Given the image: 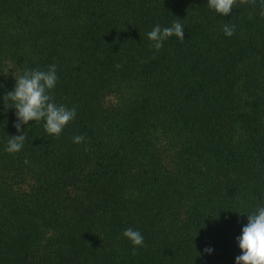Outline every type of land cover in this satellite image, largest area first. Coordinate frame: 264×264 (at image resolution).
I'll list each match as a JSON object with an SVG mask.
<instances>
[{
    "label": "trees",
    "instance_id": "16d2710c",
    "mask_svg": "<svg viewBox=\"0 0 264 264\" xmlns=\"http://www.w3.org/2000/svg\"><path fill=\"white\" fill-rule=\"evenodd\" d=\"M176 21L184 39L151 47ZM51 65L76 116L59 136L21 125L9 153L4 93ZM258 206L264 0L228 16L207 0H0V264H235Z\"/></svg>",
    "mask_w": 264,
    "mask_h": 264
},
{
    "label": "clouds",
    "instance_id": "9594fccd",
    "mask_svg": "<svg viewBox=\"0 0 264 264\" xmlns=\"http://www.w3.org/2000/svg\"><path fill=\"white\" fill-rule=\"evenodd\" d=\"M241 3L247 0H240ZM236 0H207L210 9L215 10L221 16H228L232 13ZM225 36H232L235 26L225 25L223 28ZM184 39V27L179 22H174L170 27L161 28L159 24L154 26L147 37L152 41L151 47L159 51L163 42L171 36ZM15 85L11 91L4 93V110L9 108L15 110L16 122L13 127L19 135L9 136L6 151L17 153L23 148L25 136L21 131V125H28L29 122L44 121L43 127L47 134L59 136L65 126L76 116V109L64 105H57L50 94L57 83L55 65L45 70H25L21 75L13 77ZM84 141L83 136L73 137L74 143ZM135 247L142 246L143 235L131 227L122 232ZM241 255L235 257V264H264V206H258L256 210L247 214V224L241 229V235L236 238ZM211 248H205L204 252L210 254Z\"/></svg>",
    "mask_w": 264,
    "mask_h": 264
}]
</instances>
